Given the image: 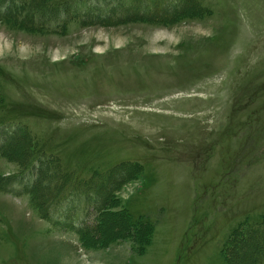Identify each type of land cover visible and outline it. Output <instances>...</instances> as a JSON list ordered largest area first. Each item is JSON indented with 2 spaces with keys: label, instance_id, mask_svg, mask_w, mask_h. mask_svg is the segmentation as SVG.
<instances>
[{
  "label": "rangeland",
  "instance_id": "rangeland-1",
  "mask_svg": "<svg viewBox=\"0 0 264 264\" xmlns=\"http://www.w3.org/2000/svg\"><path fill=\"white\" fill-rule=\"evenodd\" d=\"M59 1L71 2L64 33L0 21V93L12 121L0 144L27 126L51 156L40 188L61 186L47 194L54 222L42 219L26 193L37 169L0 155V264H225L234 229L264 218V0H193L202 14L109 26L88 25L87 14L120 2L116 17H153L180 3ZM94 168L140 173L114 197L154 225L144 254L128 241L84 247L68 230L95 222L104 189ZM244 255L235 263L247 264Z\"/></svg>",
  "mask_w": 264,
  "mask_h": 264
},
{
  "label": "trees",
  "instance_id": "trees-1",
  "mask_svg": "<svg viewBox=\"0 0 264 264\" xmlns=\"http://www.w3.org/2000/svg\"><path fill=\"white\" fill-rule=\"evenodd\" d=\"M79 1L74 2V4L78 5ZM88 1L82 0V6L86 7ZM190 1L193 0H187V5L182 6L181 0H178L177 2L180 3L181 8L176 7L171 13L168 12V15L162 13L149 17L138 14L124 18L116 17L118 16L116 7L120 5V2H117V6L110 9L108 14L100 12H92L91 15L87 14V24L109 26L131 20H153L161 23L166 21V19L163 21V18H169L171 15H173L172 22L178 20L180 17L202 14L201 8ZM70 7V1L62 3L59 0H0V21L6 25L15 26L29 32L43 33L46 29L53 27L59 32L64 33L66 31L67 21L65 16L63 17V14H68ZM255 93H259V91H255ZM4 104H9L7 103V97L0 93V127L12 122L10 121L9 114L11 108H2ZM10 133L11 131L5 134L6 139L3 144H0V155L12 162L18 163L23 170L31 169L32 165L37 169V180L32 187L27 189L26 193L30 194L31 205L37 212L42 214V218L53 221L51 216L44 214L48 211L46 205L48 200L47 194L55 191L57 192L56 195H58L61 186H58L57 190H54L53 185L40 188L43 179L48 176V172L52 169L48 160L51 156L43 151L44 146L38 140L34 139L27 126L18 125L11 135ZM21 142L25 143L24 148L20 151L16 150L17 145ZM96 170L97 168H94L92 172L94 173ZM137 171L140 172L139 170ZM119 173L124 177L122 182H120L118 177H115ZM139 174H126L124 169L118 173L109 172L106 174L102 173V175L100 171L94 173V178L98 177V182L103 183L104 189V194H101V197L98 199L100 205L97 207L98 213L95 222L93 225L70 226L72 227L71 230L76 231L79 241L84 247L94 249L104 248L119 241H128L132 243L131 248L136 254L142 255L147 251L154 235V225L143 217L135 218L125 209L121 199L118 196L114 197V192L119 187L118 185L135 178ZM106 177H109V179H106ZM3 189L4 187L0 182V190ZM116 217L120 218L124 225L114 223L113 220ZM109 218L111 221L107 223ZM105 226L110 231H120L119 236L113 238L103 237L99 232V228H104ZM248 248H251L252 251H248ZM222 251L226 261L225 264H236L235 262L238 261H234V259L244 258V252H248L251 258L247 264H264V218L262 222L240 224L234 229Z\"/></svg>",
  "mask_w": 264,
  "mask_h": 264
},
{
  "label": "bare ground",
  "instance_id": "bare-ground-1",
  "mask_svg": "<svg viewBox=\"0 0 264 264\" xmlns=\"http://www.w3.org/2000/svg\"><path fill=\"white\" fill-rule=\"evenodd\" d=\"M23 145V144H22Z\"/></svg>",
  "mask_w": 264,
  "mask_h": 264
}]
</instances>
